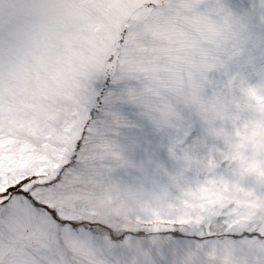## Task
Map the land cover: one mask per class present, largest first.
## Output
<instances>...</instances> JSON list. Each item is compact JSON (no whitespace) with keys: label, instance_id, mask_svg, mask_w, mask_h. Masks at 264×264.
Masks as SVG:
<instances>
[{"label":"snow or ice","instance_id":"obj_1","mask_svg":"<svg viewBox=\"0 0 264 264\" xmlns=\"http://www.w3.org/2000/svg\"><path fill=\"white\" fill-rule=\"evenodd\" d=\"M158 7L154 0H30L22 19H0V67L20 52L25 39L37 66L54 39L66 50L79 44L89 54L74 73L68 111L53 109L41 123L0 111V264H74L70 245L83 234L114 254L130 239L159 237L154 249L174 248L179 257L187 237L218 235L211 223L205 232L186 231L192 223L204 227L212 216L224 217L225 234L252 250L254 264H264V144L255 143V133L237 136L248 143L246 154L232 167L224 162L206 175L219 99L247 95L264 115V72L248 77L259 87L250 93L240 88L244 70L264 61V45L253 55L239 43L264 34V0H227L221 6L235 35L217 37L220 46L210 41L194 76L179 86H159L149 75L148 26ZM81 32L93 39L82 43ZM101 136L111 175L170 184L177 174L187 177L176 199L179 207L172 213L152 211L151 228L126 227L116 214L74 196L77 174L86 171L82 158ZM51 142L60 147L53 150ZM220 173L228 180L210 185L207 176ZM196 200L205 208L203 217L187 211Z\"/></svg>","mask_w":264,"mask_h":264},{"label":"rangeland","instance_id":"obj_2","mask_svg":"<svg viewBox=\"0 0 264 264\" xmlns=\"http://www.w3.org/2000/svg\"><path fill=\"white\" fill-rule=\"evenodd\" d=\"M30 0H0V19L10 15L14 19H22L26 5ZM240 2V0H234ZM159 5L151 11L152 21L149 24L150 39L153 43L148 47L146 56L149 75L159 86L182 84L184 78L192 77L198 68V57L209 54L208 43L219 41L217 37L228 39L235 35V25L225 20L221 14V6L227 0H154ZM81 42L93 39L81 32ZM97 43L102 42L103 34L96 36ZM253 55H257L258 46L264 45V34H251L239 41ZM28 41L22 42L20 52L0 67V111L5 116L12 115L24 121L43 122L44 118L55 109L68 111V99L71 96L73 76L82 63L84 52L79 44L75 50H66L60 40L49 42V52L37 66L28 52ZM240 88L250 93L252 87L248 83L249 75L264 72V61H257L244 70ZM212 127V140L207 150V170L215 172L221 163L227 162L232 167L238 156L246 154L248 143L237 136L256 134L255 143L264 144V115H261L247 95L220 98L215 105ZM48 143V141H46ZM106 138L94 144L82 159L86 171L77 174L79 183L73 195L83 198L96 208H104L119 216L126 227L151 228L155 221L152 211L172 213L179 205V189L188 178L182 173L174 176L173 183L131 181L111 175L110 165L106 159ZM53 150L60 144L51 142ZM236 169L233 167V172ZM196 179H199L197 175ZM210 185L217 184V179L228 180L224 173L207 176ZM234 183L238 181H233ZM190 187V184H189ZM244 187V185H241ZM190 216L206 215L201 201H194L187 209ZM207 223L212 224L215 238L190 236L181 245L182 254L177 257L175 249L160 252L154 249L153 243L159 237L130 239L127 246L114 254L110 247L90 234H83L72 241L71 256L74 264H254V253L245 249L226 235L224 217L212 216L206 220L205 226L192 223L186 226L190 233L207 231ZM160 226H164L163 220ZM165 253H168L167 257ZM73 264V261H69Z\"/></svg>","mask_w":264,"mask_h":264}]
</instances>
